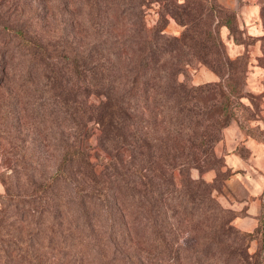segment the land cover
Listing matches in <instances>:
<instances>
[{"label":"trees","instance_id":"16d2710c","mask_svg":"<svg viewBox=\"0 0 264 264\" xmlns=\"http://www.w3.org/2000/svg\"><path fill=\"white\" fill-rule=\"evenodd\" d=\"M152 1L148 29L146 0H71L91 9L75 21L94 40L82 42L55 14L0 0V148L17 165L2 177L0 264H264V204L257 228L241 230L213 194L219 175L190 173L217 168L223 128L255 117L242 101L248 62L228 56L219 31L236 37L239 15L215 0ZM169 16L181 36L166 32ZM196 63L219 81L191 82ZM143 220L150 243L133 234Z\"/></svg>","mask_w":264,"mask_h":264},{"label":"rangeland","instance_id":"374dc122","mask_svg":"<svg viewBox=\"0 0 264 264\" xmlns=\"http://www.w3.org/2000/svg\"><path fill=\"white\" fill-rule=\"evenodd\" d=\"M186 0H178V3H184ZM217 4L220 6L219 0H215ZM26 10L28 13H32L33 11L37 10L39 7L40 13L42 20L45 22H48L52 20V17L55 16L57 17V20L60 23V26L58 29H68L69 31H76L79 32V36L81 37V41L89 40L94 41L93 38H87L85 39V36L88 35L89 33L83 32L80 30L79 25L75 23V21H78L79 24L83 22V16L88 13V11H91L90 7H84L81 4H75L71 2V0H62V1H57V0H26ZM58 2V8H54V4ZM213 2L212 0L204 1L206 6H209V3ZM260 6V11L259 15L256 18V22L259 26V33L260 36H252L247 34V28L243 26L242 20L240 17L239 19V32L234 37L233 32L230 30L231 35L234 38V41L237 44L243 45L244 49H242L241 53L237 55L235 58H231L229 55V50L227 49L226 44L225 45V50L228 56L231 59H236L239 56H245L247 62H248V68H247V74H246V82L244 86V97L242 98V101L244 102L245 106L249 107L252 112L255 114L254 119L250 121V124H248V127H243L242 122L240 119L233 118L227 126H225L222 130V135L220 140L215 144L214 146V151L216 154V157L218 161L220 162L219 166L217 168H212L207 171H215L216 176L213 180H207L208 182H214L216 180V177L219 175V180L216 182L215 181V190L213 192L214 196L217 198V193L218 191H221L223 186L226 183V180L229 178L231 170L226 168V161L224 154L222 153V147L220 145V142L224 140L225 137V131L226 129L233 124L239 123L241 130L245 133L246 136H251L248 133V130L251 129V131L255 135H262L264 137V12L262 14L261 8L264 6V0H260L259 3ZM227 8V7H226ZM230 9V8H229ZM144 10V19L147 24L148 29H151L154 27V25L157 23L159 17H160V10H161V5L157 1H152V0H146V3L143 6ZM195 10H198V6H196ZM170 20L166 26V32L169 34L175 35V36H181L184 30L186 29V26L180 24L177 22V20L169 16ZM74 21V22H73ZM82 25V24H81ZM224 27V26H222ZM220 27V35H221V29ZM33 29H36V25L32 27ZM59 30H57L58 32ZM81 31V32H80ZM118 33H122V30L119 29ZM79 38V37H78ZM222 38V36H221ZM237 39V40H236ZM223 40V39H222ZM224 42V41H223ZM212 71L210 68H208L204 64H198L196 63L195 67H190L187 72V76L191 82L194 84H205L208 82H216V81H211L207 77V73ZM213 72V71H212ZM261 73L260 74V79L255 84V82L250 81V77L254 75V73ZM215 73V72H214ZM216 74V73H215ZM217 75V74H216ZM218 76V75H217ZM219 77V76H218ZM185 75H181V79H184ZM220 79V78H219ZM219 81V80H217ZM250 85H254L253 88L250 87ZM104 100L105 97H99L93 95L91 97V101L93 102H100V100ZM235 121V122H234ZM250 127V128H249ZM100 132L97 130L96 134L93 136L92 141L93 144H97V135ZM254 136V135H253ZM258 141L264 142L262 140H259L258 138H255ZM57 153L53 151V153L46 152V157L49 159V163L51 165V169L54 170L56 167V157ZM12 161V162H11ZM14 158L10 155L3 151L0 148V209L3 206V203L1 201V195H3L6 191L5 185L3 183L2 177L4 178V173L8 172L9 174H14V168L17 166L16 164L14 165ZM207 171H201L199 168H191L190 173L193 178H203V173ZM6 178V176H5ZM217 178V179H218ZM204 179V178H203ZM21 188H25L24 184L20 185ZM217 200L220 202V200L217 198ZM263 200H264V193H263ZM221 203V202H220ZM222 204V203H221ZM264 204V201H263ZM223 205V204H222ZM224 206V205H223ZM225 207V206H224ZM227 208V207H225ZM230 209V208H228ZM234 225L233 221L231 223ZM202 228L204 227L202 224H199ZM235 226V225H234ZM133 234H137L142 238V240H145L147 243H150L152 237H153V226L148 220H143L142 224H135L133 226ZM189 232H185L181 235L180 238V243L185 246L188 244V241L190 240L188 238ZM188 238V239H187ZM262 240L261 237L258 239H254L251 242V245L249 247V251L252 254H257L261 251L262 249ZM161 264H170L169 262V257L164 254V258H162V263Z\"/></svg>","mask_w":264,"mask_h":264},{"label":"crops","instance_id":"0c3cea01","mask_svg":"<svg viewBox=\"0 0 264 264\" xmlns=\"http://www.w3.org/2000/svg\"><path fill=\"white\" fill-rule=\"evenodd\" d=\"M219 2L238 13L243 26L247 28V34L260 36L256 22L260 11L259 0H219ZM221 36L231 58H235L244 49L243 45L234 41L226 26L222 27ZM260 74V72L254 73L249 78L250 81L257 84ZM207 77L211 81L219 80L212 71L207 73ZM253 86L250 85L252 88ZM220 145L226 168L231 170V173L222 190L216 192L217 198L225 207L237 212L233 220L236 227L244 231H254L258 226V217L264 201V142L246 136L239 123L232 122L226 129L224 140ZM215 176V171L210 170L203 173L202 177L213 180Z\"/></svg>","mask_w":264,"mask_h":264}]
</instances>
